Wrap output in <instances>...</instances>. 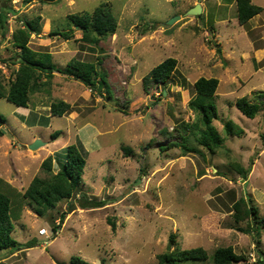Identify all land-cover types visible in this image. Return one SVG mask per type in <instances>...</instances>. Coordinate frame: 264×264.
I'll return each instance as SVG.
<instances>
[{"label":"rangeland","instance_id":"1","mask_svg":"<svg viewBox=\"0 0 264 264\" xmlns=\"http://www.w3.org/2000/svg\"><path fill=\"white\" fill-rule=\"evenodd\" d=\"M252 1L262 10L240 25L234 0H6L15 11L7 14L5 36L0 28L2 84L14 79L19 66V48L10 41L20 26L15 16H39V32L29 36V48L50 53L61 69L72 58L94 62L112 96L99 76L93 87L54 72L37 80L28 107L0 98L5 118L0 121L5 131L0 136V192L10 198L11 236L20 248L2 250L0 264H74L77 256L91 264H157V255L167 248L196 246L209 255L219 246H232L246 260L235 264H255L264 257V226H255L256 234L242 232L238 228L248 222L235 221L231 211L232 201L243 196L264 216V0ZM101 2L117 18L115 33L96 45L80 41L77 30L69 39L53 34L70 27L68 14L91 13ZM196 3L201 13L189 14ZM168 57L177 60L171 82L145 90L143 76ZM201 76L218 79L214 102L219 119L213 124L224 140L213 154L189 130L183 131L185 140L173 130L192 120L188 103ZM241 96L259 104L254 118L235 106ZM58 100L69 103L70 110L52 116L50 103ZM227 120L243 132L226 134ZM56 130L59 135L52 137ZM36 139L44 144L29 149ZM181 140L199 152H186L181 145L161 148ZM79 143L86 159L79 188L38 215L17 187L48 175L40 166L47 155L56 173L65 147ZM231 162L251 165L247 180ZM97 202L104 206L92 208ZM62 212H67L63 222ZM40 228L46 236L39 235ZM171 233L175 245L169 244Z\"/></svg>","mask_w":264,"mask_h":264},{"label":"trees","instance_id":"2","mask_svg":"<svg viewBox=\"0 0 264 264\" xmlns=\"http://www.w3.org/2000/svg\"><path fill=\"white\" fill-rule=\"evenodd\" d=\"M44 0H24V3ZM237 7V20L240 25L245 24L250 18L261 12L262 8L254 4L251 0H234ZM15 10L12 7H5L0 11V28L2 36L7 32L8 13L14 15ZM19 20V25L10 35L11 44L19 48L17 55L18 68L15 70L14 79L8 81L7 86L0 82V98H5L16 107H28L29 92L34 91L40 83L37 82L41 76L46 78L52 76L54 72H65L73 76L75 79L83 82L85 85L96 86V78L103 81L107 91V96L111 97L112 92L109 90L107 81L104 80V73H95V64L91 61H82L72 58L65 69L58 68L51 60V54L44 52L37 54L28 46L29 36L39 32V16L34 18H26L23 15H16ZM70 27L62 31L53 32L64 39H69L73 36L74 30L81 33L80 41L90 45H96L101 38L112 35L116 31L117 18L112 12L111 7L106 2H101L92 12L70 13L67 15ZM217 51L220 49L217 47ZM177 60L168 57L163 61L153 66L143 76V87L146 90L151 85L155 87H166L171 82V75L176 68ZM104 74V75H103ZM218 79L216 77L197 78L193 83L194 95L189 100L188 106L193 112V118L188 122H181L173 130L177 132L179 139H184L183 131L189 130L192 138L199 144L204 146L211 154L223 143L224 138L219 134L217 128L213 124L214 120L219 119L217 106L214 102ZM162 94V93H161ZM235 106L238 110L248 118H254L259 111V104L251 102L246 96H241L235 100ZM70 104L58 100L50 103L49 111L52 116H62L70 110ZM0 121L5 122V118L0 115ZM226 134H240L243 130L238 127L232 120L224 121ZM5 131L0 128V136L4 135ZM60 131L56 130L51 135L55 137ZM167 135L170 133L164 131ZM180 142L168 143L163 150L168 146H182L186 152H199L194 146H186ZM81 143L69 144L65 147V155L61 162V167L56 173H52L51 155H47L41 162V168L48 174L42 178L34 176L26 186L22 195L34 211L38 215L49 208H53L57 202L68 199L74 192L77 191L78 184L83 174V169L86 159L81 152ZM81 148V149H80ZM252 164V163H251ZM231 167L234 172L239 175L242 181L247 180L251 170V165L247 168L241 164L231 162ZM233 192V191H231ZM101 202V201H100ZM101 204V205H100ZM99 206H91L99 208L104 206L97 202ZM231 211L235 221H247L249 226L246 228L239 227L238 230L245 233H252L255 226H264V216L258 215V206L251 201L246 200L243 196H239L231 203ZM67 212H62L59 216L63 222ZM112 224L113 220L109 219ZM252 222V224H251ZM251 224V225H250ZM13 224L10 215V198L0 192V251H16L20 250L16 240L11 236ZM169 244L175 245V235L173 233L168 236ZM27 247L31 243H26ZM211 260L213 264H235L239 261H246L243 255L237 254L232 246H219L211 255L201 246L191 248H176L172 250L167 248L162 253L157 255V264H183L184 262L196 260ZM74 264H91L84 261L80 257H75ZM255 264H264V257L260 255Z\"/></svg>","mask_w":264,"mask_h":264},{"label":"water","instance_id":"3","mask_svg":"<svg viewBox=\"0 0 264 264\" xmlns=\"http://www.w3.org/2000/svg\"><path fill=\"white\" fill-rule=\"evenodd\" d=\"M201 5L200 3H196L190 10H189V14H192V15H197V14H200L201 13ZM180 18V16H177V17H173L172 19H170L169 21H167V24H172L173 22H175L176 20H178ZM44 142L40 141L39 139H36L34 140L32 143H30L28 145V148L31 149V150H35L37 149L38 147H40L41 145H43ZM1 252V251H0ZM58 264H62V263H58Z\"/></svg>","mask_w":264,"mask_h":264},{"label":"crops","instance_id":"4","mask_svg":"<svg viewBox=\"0 0 264 264\" xmlns=\"http://www.w3.org/2000/svg\"><path fill=\"white\" fill-rule=\"evenodd\" d=\"M252 1V0H251ZM253 2V1H252ZM260 6V5H259ZM5 7H7V4H6V0H0V8L1 9H3V8H5ZM260 49V48H259ZM34 139V137L33 138H31V141ZM25 168L26 167H23V170H25ZM5 170H3V172H4ZM24 174H25V172H24ZM17 176V174L16 175H13L12 177H13V180H15V182L17 183L18 181H20L19 180V178L18 177H16ZM6 179H8V178H6ZM9 182H11V180L9 179ZM22 183H20V185H19V187H17V189H19L20 190V192L22 191H24V189L26 188V184H25V186L24 185H22Z\"/></svg>","mask_w":264,"mask_h":264},{"label":"built area","instance_id":"5","mask_svg":"<svg viewBox=\"0 0 264 264\" xmlns=\"http://www.w3.org/2000/svg\"><path fill=\"white\" fill-rule=\"evenodd\" d=\"M38 232L39 235H45V236L47 235V230L45 228H40Z\"/></svg>","mask_w":264,"mask_h":264}]
</instances>
